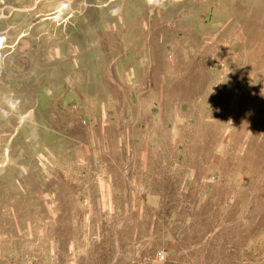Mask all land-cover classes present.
<instances>
[{"label": "rangeland", "instance_id": "rangeland-1", "mask_svg": "<svg viewBox=\"0 0 264 264\" xmlns=\"http://www.w3.org/2000/svg\"><path fill=\"white\" fill-rule=\"evenodd\" d=\"M0 264H264V0H0Z\"/></svg>", "mask_w": 264, "mask_h": 264}]
</instances>
